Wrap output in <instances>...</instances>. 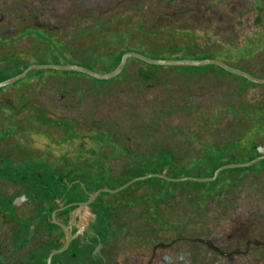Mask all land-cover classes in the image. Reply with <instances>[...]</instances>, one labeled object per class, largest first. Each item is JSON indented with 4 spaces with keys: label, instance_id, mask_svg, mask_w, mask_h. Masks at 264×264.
Listing matches in <instances>:
<instances>
[{
    "label": "rangeland",
    "instance_id": "374dc122",
    "mask_svg": "<svg viewBox=\"0 0 264 264\" xmlns=\"http://www.w3.org/2000/svg\"><path fill=\"white\" fill-rule=\"evenodd\" d=\"M119 1L0 0V16L4 13L10 16L4 21V27L6 29L13 27L17 31L14 36L9 34L12 44L6 49L21 50L29 54L38 52L34 44L27 40L28 37L17 42L18 36L24 33L30 32L36 37H43L45 34L35 29L23 31L24 27L33 24V17L29 18L26 13L28 8L32 9V16L38 15L39 22L50 28L48 30H61L71 35L73 28H81L84 24L91 25L92 17L106 9L114 8ZM182 1L184 2L177 1L172 4L168 0H162L163 3L161 0H124L126 5L122 13L137 17L156 13L155 18H157L159 10L164 17H172L178 27L189 28L199 34L197 40L206 51H224L225 55H217L218 60L227 62L254 77L264 79V13L262 11L242 0L236 3L224 0ZM138 3H143L144 7L137 9ZM149 5H155L153 10L147 7ZM24 17L26 19L22 20ZM2 51L3 48L0 47V53ZM0 66H2L1 61ZM138 67V64L131 65L125 78L120 77V80L108 85H94L93 83L104 82L94 80L82 73L49 70L37 74L42 78L33 81L27 88L23 85L17 87V84L1 88L3 91L0 92V98L12 102L16 109L23 110L31 105L37 107L42 105L48 113L76 122L78 130L81 131L78 143L73 144L74 141H71L67 144V138L69 137L70 140L75 135L72 130L64 133V127L60 125L40 123L34 118L37 112L33 109L24 111L21 115H15L13 112V115L0 116V126L15 124L21 127L23 132L26 130L25 134L22 133L19 140L12 139L11 142L17 146H27L36 155L42 149L48 148L52 161L62 156L66 158L67 165L71 160L75 161V158L85 154L82 149L76 152L78 147L84 146L89 149L93 146L90 137L107 128L120 131L121 140L124 137L131 138L128 143L135 154L146 155L159 151L171 155L177 164L185 165L199 155L197 158L199 160L205 161L207 157H212V162H215L225 154H232L239 147L240 141H233L227 145L226 143L234 135L238 137L241 134L245 135L244 143H247L244 147L246 151L250 149L248 137L254 133L251 129L252 124L255 123L253 119L258 121L264 117V84L253 83L244 77L223 72L216 67L208 68L203 74L194 72L196 74L192 73L194 75L188 76L183 72L171 70L174 67L170 66H163L164 68H160L162 70L155 71L159 78L154 83L146 84L141 83L137 78ZM22 80L27 83L30 78ZM65 83L70 85L66 86ZM20 94L24 99L33 100L28 102L26 107L20 108L18 106ZM187 108L189 110L185 111ZM26 116H31L28 125L33 129H26ZM140 120L144 123L140 122L138 127L142 128L141 131L144 129L146 131L139 140V130L135 133L131 129ZM153 123L154 136L148 141L145 133L148 126ZM142 124L144 128L141 127ZM260 125L258 122L256 126ZM93 126L95 129H92ZM256 126L253 129H256ZM172 129L178 130L177 133L171 131ZM15 131L12 128L2 129L0 133L15 134ZM184 134L198 137L200 141L188 143L183 140ZM101 140L111 150L106 148L97 152L99 156L97 160H99H91L94 171L98 172L101 166L109 173L111 167L113 172L111 180L131 178L130 171L123 173L128 161L124 157L114 158L126 153L124 148L120 143L113 142L109 135L102 136ZM257 140L264 143V134L259 135ZM210 141L225 145L218 148ZM198 142L203 144L200 145ZM69 145L70 148L67 147ZM126 155L130 159L135 158L129 150ZM42 156L44 154L38 158H43ZM88 157V154L79 157L76 164L82 165ZM38 158L34 163L39 161ZM256 159L259 160L252 165L223 170L217 181L198 183L163 181L157 184L154 183L155 180L149 182H146L149 179L137 180L119 192L103 193L100 200L105 199L109 202L111 211L108 215L100 214L99 220L102 223L112 222L117 229L116 236H119L120 247L126 245L131 255L135 256L141 247L142 227H155L160 221L170 223V226H164L158 236H148L150 243L159 239L171 240L178 236L190 237L194 234L191 214L194 207L198 206L195 189L205 191L219 183L227 184V181L239 179L245 183L243 192L245 205L264 210V159L258 156L248 160L246 152L241 150L239 155L230 158L225 165L246 164ZM150 182L158 186L155 194H152L153 187L148 186ZM118 184L120 183L108 184L107 188L112 189ZM122 186L124 185L116 189ZM236 192L238 191H234L233 195H236ZM167 193L171 197L173 194L174 198L157 203L162 195ZM214 211L217 210H213L211 214L213 221L216 217L222 216L219 211L216 213ZM231 217H234V214L229 213L227 222L222 221L219 227L229 226Z\"/></svg>",
    "mask_w": 264,
    "mask_h": 264
},
{
    "label": "flooded vegetation",
    "instance_id": "af4514ba",
    "mask_svg": "<svg viewBox=\"0 0 264 264\" xmlns=\"http://www.w3.org/2000/svg\"><path fill=\"white\" fill-rule=\"evenodd\" d=\"M242 1L264 13V0ZM26 13L33 17V24L23 31L47 28L39 22L38 15L32 16L31 8ZM9 17L8 13L2 14L0 26L7 35L14 36L17 31L13 27H4ZM0 105L13 107L7 103ZM13 108L14 111L0 109V116L24 112ZM11 128L21 130L17 126H0V130ZM4 140L0 148L1 264H264V210L245 205L242 180L219 183L203 191V201L197 197L198 206L191 214L193 236L150 243L148 236H158L164 226H170L160 221L155 227L141 228V247L132 256L126 245L118 244L113 223L99 220L102 210L110 207L109 202L101 201L100 195L88 203L95 191L84 180L83 168H75L76 163L67 165L61 155L52 161L48 148L36 155L27 146L11 142L10 137ZM42 154L43 158H38ZM37 158L39 161L34 163ZM234 191H238L236 195ZM213 210L222 214L214 221ZM229 213L234 214L230 225L219 227L227 222ZM66 245L65 251L51 256Z\"/></svg>",
    "mask_w": 264,
    "mask_h": 264
},
{
    "label": "trees",
    "instance_id": "16d2710c",
    "mask_svg": "<svg viewBox=\"0 0 264 264\" xmlns=\"http://www.w3.org/2000/svg\"><path fill=\"white\" fill-rule=\"evenodd\" d=\"M153 4H155V2H153ZM124 5H126L124 4V0H120L114 8L106 9L103 12H100L94 17H92L91 19L93 20L92 21L93 23L91 25L84 24L83 26H81V28L78 29L73 28L72 29L73 32L71 35L65 34V32L64 31L61 32V30L51 31L47 29L40 30L37 28L34 29L41 31V33H45L43 37H36L33 33L30 32L19 35L17 42L24 39L25 37H28L27 40L34 44V46L38 50V52L34 54H29L28 52L21 50L17 51V50L6 49V47L10 46L12 42L10 41L9 35H7L0 27V47L3 48V51L0 53V61L2 63V66H0V82L21 74L32 64H39V65L74 64V65H81L87 67L99 73H110L118 67V65L122 60V57L127 52H138L152 59H165V60L217 59V55L226 54L224 51L223 52H213L210 50L206 51L204 48L201 47L200 42L197 40L200 37L199 34L195 33V31L192 29L178 27L173 21L172 17H167V18L164 17L162 12L159 10L157 12L158 14L157 18H155L156 13H154L153 15H147L148 14L147 13L146 14L147 17L146 16L137 17L128 13H122V10L124 11V7H125ZM154 6L155 5H149L147 7H150L153 10ZM142 7H144L143 3H138L136 6L137 9H140ZM132 16L135 18H133ZM133 64L139 65V67L137 68L138 80H140L141 83H146V84L156 82V80L159 78L156 72L162 70L160 68H164L163 66H152L144 61L132 58L128 60L126 67L119 76L111 80H98L91 77L94 80L104 82L102 84H95V83L93 84L108 85L111 82L120 80L119 79L120 77L125 78L128 69ZM210 67H216L221 71L226 72L225 70H223L218 66H206L200 68L181 66V67L171 68V70L180 71L187 74L188 76H191L196 73L203 74L206 71H208L207 69ZM198 69H200V71H197ZM47 71L49 70H41V71L34 70L30 72L28 76L30 80L27 83H24L23 80H19L14 84H17V87L23 85L25 88H27L32 84L33 81H37V80L39 81V79L42 78L37 74H41L42 72H47ZM65 85L68 86L70 84L65 83ZM1 91H3V89H1L0 92ZM19 98L20 99L18 100V106L20 108L23 106L26 107L27 103L33 100L32 98L24 99L21 94L19 95ZM0 109H8L14 111L13 107L7 105L6 106L0 105ZM29 109H33L34 111L37 112L35 114V117L34 116L32 117L37 119L42 124L51 123L53 125H60L64 127L63 128L64 133L65 131L66 133H68V131L70 132V130H72V132L75 135L72 136L70 140L68 137L66 142L67 144H69L71 141H74L73 144L78 143V139L81 135V131L78 130L79 128L76 125V122H71L67 119H61V120L51 119L45 114L44 110L39 106L37 107L35 105H31L29 107H26L24 111H27ZM186 110H189V108L185 109V111ZM17 115H21V113H17ZM30 117L31 116L25 117V121H26L25 123L27 125L26 129H33L30 127L31 125H28V123H30ZM253 121L255 123L252 124L251 129L254 130L253 131L254 133H252L248 137L249 139L248 143L250 145V149L248 151H246V148L244 147L245 144L247 143V142L244 143L245 135L241 134L239 135L240 137L234 135L226 143L227 145V144H231L233 141H240L239 147H237L235 152H233L232 154H225V156L218 158V160H216L215 162H212V157H207L205 161L199 160L197 159L200 156L199 155L189 160L188 163H186L185 165L177 164L171 155L159 151H154L146 155L135 154L134 150L132 149V147H130L128 143L129 140H132L131 138L124 137V139L121 140L119 133L120 131L117 130L113 131V128H107V130L98 132L97 134H94L92 137H90L93 143L92 147H90L89 149H86L84 146L82 148L80 147L77 148L78 151L76 152H79L81 149L83 152H85V154L83 155L81 154L79 157L85 156L87 154L89 157L84 161V163H82V165H78V167L75 166V168H83L82 169L83 175L85 176L84 180L88 182L90 187L95 192L102 188L109 187L108 184L120 183L118 184V186H121V185H125L134 178L144 177L149 174H163L171 178L212 177L217 169L224 166L230 158L239 155V151L241 150L242 151L244 150L246 152V158L248 160H253L256 157L260 156L259 145L262 142H259L257 140V137L259 135L264 134V117L260 118V120L258 121L253 119ZM140 122L142 121L140 120L139 122H136L137 124L134 122L135 124L131 129L135 133H137L136 130H139L138 131V135H140L139 140L141 137L144 136V132L146 131L145 129L141 131L142 128L140 129L138 127L140 126L139 125ZM155 122L157 123V120H155ZM258 122H260L261 124L260 126H256ZM143 125L144 124H142L141 127L144 128ZM11 126H17V125L11 124ZM254 126H256V129H253ZM154 130H155L154 123L150 124L148 126L147 133H145V136L148 138V141L151 138H153L155 132ZM171 131L177 133L178 130L172 129ZM15 132L16 135L10 132L4 134L0 133V148H1V144L5 143L4 138L10 137L11 140L15 139V141H17L19 140V137L22 133L25 134L26 130L25 132H23L21 128V130H16ZM104 135H109V137L113 140V142L120 143V145L122 146V148H124V151L126 153L129 150L135 156V158L133 159H130V157H128L126 153L119 156H114V158L124 157L128 161L127 168L123 173L125 174L127 170L130 171L132 173L130 174L131 178L118 179L115 181L111 180L113 176L111 167L109 173L106 172L101 166H99L100 170L98 172L94 171L92 166L93 162L91 160L98 161L99 159L97 160V157L99 158V156L97 152L102 151V149L108 148L105 145V143H102L101 140V137ZM15 136L18 137V139ZM183 140L187 141L188 143L200 141L198 137H194L186 134L183 135ZM211 143L216 144L218 148H220L221 145H225V143H214V142ZM202 144L203 143H200V145ZM70 146L71 145L67 147L70 148ZM227 149L229 150V148ZM199 150L201 151V148H199ZM104 154H108V153H104ZM79 157L75 158V161L71 160V162L69 163L75 164ZM52 167L53 168L56 167V164L52 165ZM152 180H155L154 183L165 181L161 178H151L146 182ZM154 183L150 182V184L148 185L149 187H153L152 194H155L158 189V186L155 185ZM192 183H198V182H192ZM117 187H112V189H116ZM183 193H186V191L185 192L183 191ZM202 193L203 190L201 191L198 189L194 190V194H197L198 200L203 201L204 194ZM102 196L103 193L101 194L100 198H102ZM173 198H174L173 194L171 197L169 193H167L165 195H162V198L157 203L170 201ZM110 211L111 208L107 207L105 210H102L101 213L108 215Z\"/></svg>",
    "mask_w": 264,
    "mask_h": 264
},
{
    "label": "water",
    "instance_id": "95a60500",
    "mask_svg": "<svg viewBox=\"0 0 264 264\" xmlns=\"http://www.w3.org/2000/svg\"><path fill=\"white\" fill-rule=\"evenodd\" d=\"M5 15L2 16V19ZM38 24V22H36V25ZM42 26V25H39ZM12 36V34H10ZM139 59L141 61H144L152 66H170V67H181V66H189V67H206V66H218L220 68H222L223 70H225L226 72L233 74V75H237V76H241L246 78L247 80L253 82V83H259V84H264V79H260L257 77L252 76L251 74L242 71L240 69H237L229 64H227L224 61L218 60V59H206V60H195V59H184V60H174V59H170V60H165V59H152L150 57L144 56L138 52H127L124 54V56L122 57V60L120 62V64L118 65V67L113 70L110 73H99L96 71H93L87 67L81 66V65H74V64H68V65H59V64H43V65H39V64H32L31 66H29L26 70H24L21 74L16 75L10 79H7L5 81L0 82V89L7 87L9 85H12L14 83H16L19 80L25 79L29 76L30 72L37 70V71H41V70H58V71H69V72H77V73H82L85 75H88L92 78L98 79V80H111L116 78L117 76H119L124 68L126 67V64L128 62L129 59ZM0 103L4 104H10L13 105L12 102L8 101V100H2L0 101ZM14 107V105H13ZM41 108L44 109L45 114L51 118V119H55V120H61L62 118H59L55 115H52L50 113H48L46 111V109L44 108V106L41 105ZM259 153H260V158L264 159V143H261L259 145ZM259 159H256L252 162L246 163V164H232V165H225L220 167L219 169H217L214 173V175L212 177H207V178H193V177H183V178H170L167 177L166 175L163 174H149L146 175L144 177H140V178H136L133 181H130L129 183L125 184L124 186L112 190L109 189L107 187L102 188L96 192H93L91 194V200H89L88 203H92L94 202L102 193H106V192H110V193H115V192H119L125 188H127L128 186H130L132 183H134L137 180H147L150 178H161L165 181H169V182H184V181H195V182H208V181H215L217 180V178L219 177V175L221 174V172L227 168H233V167H238V166H244V165H252L254 164L256 161H258ZM66 235L68 240L70 239V234L68 233V231L66 230ZM68 248V245L64 246L63 248L55 251L51 256H53L56 253H60L62 251H65Z\"/></svg>",
    "mask_w": 264,
    "mask_h": 264
}]
</instances>
